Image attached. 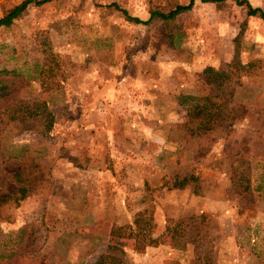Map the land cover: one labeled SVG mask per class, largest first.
I'll use <instances>...</instances> for the list:
<instances>
[{"label": "rangeland", "instance_id": "rangeland-1", "mask_svg": "<svg viewBox=\"0 0 264 264\" xmlns=\"http://www.w3.org/2000/svg\"><path fill=\"white\" fill-rule=\"evenodd\" d=\"M188 1L50 0L0 27V195L26 189L0 264H264V20L122 13Z\"/></svg>", "mask_w": 264, "mask_h": 264}, {"label": "trees", "instance_id": "trees-1", "mask_svg": "<svg viewBox=\"0 0 264 264\" xmlns=\"http://www.w3.org/2000/svg\"><path fill=\"white\" fill-rule=\"evenodd\" d=\"M49 1L50 0H21L18 3L14 4V5H11L10 7L4 9L1 12V15H0V27L9 26L11 24V22L13 21V19L17 18L27 8L28 5L33 4V5L37 6V5H41V4H44V3L49 2ZM200 1L201 2H214V3H217V2L223 1V0H200ZM234 1H235L236 4H242V3L245 4V7L247 8L246 14L248 16L249 15H257L258 17H260V18H262L264 20V13L261 10V8L251 6L246 0H234ZM191 5H192V0H189L186 4H175L171 8L167 9L166 11L159 10V9L150 10L149 11V16H148V18L146 20H140L137 17H130L129 15H127L125 13V11H122V13H123V15L125 16L126 19H128L130 21H133L134 23L145 24V23H148L152 19H160V20H163V21H167L169 19H172L178 13H181V12H183L185 10H188L191 7ZM112 6L114 7V9H118L117 5H115V4H112ZM229 67H234L236 69L240 67V63L236 59V49L234 50L233 60L229 63ZM203 73L209 75L208 76L209 77L208 80L211 81V82H214L217 88H219L223 84V82H225V80H226V77H224V73L223 72L215 71L211 67H205L204 70H203ZM184 98H187V99L195 101V106L193 108H196V107L199 106L198 107L199 111H197L196 113L201 112V110H203L204 108L207 110V106L206 105H198L197 102H198V100H202L204 102L207 101L209 99V95L202 96V97L185 96ZM207 115H208V117L210 115H212L211 111H208ZM191 116H192V113H191ZM191 116H189V117H191ZM226 118H228V113L226 115ZM207 120H210V119H207ZM206 124L207 123H204V125H206ZM17 175L18 174H16V173L13 174V176H17ZM10 194L13 195L11 200L16 204V203H18L19 201H21L22 199L25 198L26 189H24L23 186L18 185L13 192L1 194L0 195V204H2L5 201H7L9 199V195ZM138 234L139 233L137 232V236H138ZM138 240H140V239H138ZM141 240H144V239H141ZM138 243L135 246L136 250H140V248L137 247V246H141V247L143 246V243H139V244ZM154 243H155L154 239H147L145 245H154Z\"/></svg>", "mask_w": 264, "mask_h": 264}]
</instances>
